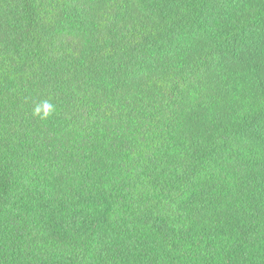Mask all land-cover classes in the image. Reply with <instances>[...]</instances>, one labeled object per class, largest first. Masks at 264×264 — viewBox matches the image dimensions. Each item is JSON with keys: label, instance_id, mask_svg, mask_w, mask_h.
<instances>
[{"label": "trees", "instance_id": "trees-1", "mask_svg": "<svg viewBox=\"0 0 264 264\" xmlns=\"http://www.w3.org/2000/svg\"><path fill=\"white\" fill-rule=\"evenodd\" d=\"M0 264H264V0H0Z\"/></svg>", "mask_w": 264, "mask_h": 264}, {"label": "clouds", "instance_id": "clouds-1", "mask_svg": "<svg viewBox=\"0 0 264 264\" xmlns=\"http://www.w3.org/2000/svg\"><path fill=\"white\" fill-rule=\"evenodd\" d=\"M53 110H54V108H53L52 105L46 104L44 106V117L49 116ZM36 111H37V114H38L40 110L37 109ZM44 117H42V118H44Z\"/></svg>", "mask_w": 264, "mask_h": 264}]
</instances>
